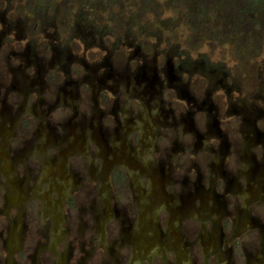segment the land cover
<instances>
[{
  "label": "rangeland",
  "instance_id": "rangeland-1",
  "mask_svg": "<svg viewBox=\"0 0 264 264\" xmlns=\"http://www.w3.org/2000/svg\"><path fill=\"white\" fill-rule=\"evenodd\" d=\"M245 1L231 0L239 5ZM198 3V0H0V166L3 168L0 169V264L5 263L7 253L13 264H56L57 256L61 257L62 264H94L93 258L98 259V263L127 264L128 248H119L114 243L116 237L111 238L115 221L104 222L107 218L104 217L103 229L99 227L105 232L103 239L97 228L92 227L93 213L100 210L101 202L95 194L98 183L89 180L87 171L88 162L97 167L99 159L89 138L79 143L77 137L87 132L89 103L95 96L102 113L101 132L109 138L112 114L132 118L140 106L139 100L132 96L133 89L159 94L158 106L165 112L161 120L176 126L178 114L183 112L181 101L187 97L202 99L203 106L213 116L215 136L198 137V145L212 154L218 139L228 138V143L222 144L224 148L219 143L220 150L224 151L217 170L221 174H214L212 186L213 193L221 195L217 198L224 201L225 210L211 212L202 219L205 225L210 217L219 219L223 231L220 248L229 249L227 264H251L257 243L252 224L264 218L263 206L257 201L247 206L251 222L246 223L241 235L231 234V227L224 230L223 220L226 217L231 220L234 208L244 204L241 198L245 192L242 190L243 177L238 170H233L242 140L238 128L240 117L251 115L252 127L264 130V36L258 40L260 47L257 49L255 43L241 41L240 44L237 38L223 30L221 0H206L202 4L207 9V17L195 10V16L189 18L188 14ZM160 46L164 50L170 48L169 67L161 52L152 54ZM178 55L183 58L181 70L177 67ZM138 64L151 82L136 74ZM212 64L227 72L225 81L230 85L227 97L221 88L206 87L207 80L214 79L206 73ZM171 77L178 78L177 88L172 87ZM102 92L107 94L104 101L99 99ZM94 106L93 102L91 116L96 115L97 122L99 110ZM191 110L189 116L194 124L191 127L202 132L204 113L199 106ZM140 115L143 116L141 120L148 122L145 109ZM67 119L73 124L71 131L67 128ZM163 123L157 125L164 134V139L157 143L158 148L169 152V147H176V138L189 141L187 134L181 136L176 130L164 128ZM134 125L139 127L141 123L132 118L124 128L130 145L136 136L131 130ZM41 131L46 133L47 140L40 153L43 162L49 159L47 163H41L35 152L36 140L45 139ZM65 132L70 138L76 136L78 144L65 152L63 168L58 171L56 142ZM244 132L248 135L247 130ZM260 144L255 143L243 157H247H244L248 164L247 178L252 177L261 185L257 177L264 171V163L257 162L262 153ZM38 147L42 149V144ZM154 153L151 151L150 155ZM248 154L254 160H249ZM144 157H148L146 152ZM206 165H197L201 173L198 182L203 186L208 182ZM197 168L193 164L170 172L166 190L179 194L183 178L189 185L195 180L194 169ZM249 168L252 175H249ZM231 176L236 178L237 186L231 182V189L224 188L223 179ZM14 178L19 181L21 192L18 198L14 194L10 200L17 203V208L3 204L7 190L4 186ZM173 178L177 183H173ZM115 184L119 185L118 181ZM68 197L72 198L69 202ZM57 202L61 211L52 207ZM112 206L109 202L111 217L124 218L122 209L119 208L116 215L113 210L111 212ZM44 212L50 214L44 215ZM125 214L128 219L129 215ZM14 216L18 219V237L13 235L14 239L7 240L9 219ZM237 218L241 220V215ZM160 226L162 229V223ZM262 227V223L259 224L260 244L264 234ZM228 237L230 243L226 241ZM185 240L191 244V253L185 263L202 264L203 258L194 238L187 235ZM159 243L153 242L142 252L143 257L150 255L149 264L163 261V256H159L160 248H156ZM260 244L254 264L260 259ZM90 251H96L97 256L88 258ZM206 255L204 253V259ZM167 257L172 262L170 252ZM209 260L213 262V255ZM132 264L146 263L140 260Z\"/></svg>",
  "mask_w": 264,
  "mask_h": 264
},
{
  "label": "flooded vegetation",
  "instance_id": "flooded-vegetation-1",
  "mask_svg": "<svg viewBox=\"0 0 264 264\" xmlns=\"http://www.w3.org/2000/svg\"><path fill=\"white\" fill-rule=\"evenodd\" d=\"M259 47L260 44H255L256 49ZM158 51L164 55V59L168 63L170 57L168 53H170V48L168 50H164V48H161L160 46V48L154 50L152 54L157 53ZM179 52L180 51L178 50L177 54H180ZM178 56L179 63H177V67L179 70H181L180 65L182 63L180 64V62H182L183 58L181 55ZM166 65L169 67V63ZM137 68L138 70L136 71V74L145 78V81L151 82L144 76L140 64L137 65ZM206 73L210 75L211 78H214L207 80L208 85H206V87L209 88V86H211L212 88H221L222 91H225L223 93L224 96H229L230 85H226V70L219 69L212 64L210 69L208 71L206 70ZM177 79L178 78L176 77H171L170 79L173 88H177L179 83ZM125 83H127V81ZM125 86L128 85L126 84ZM147 86L149 87V85ZM66 91L67 90L65 89V92ZM131 93L133 94L132 96L136 97L140 103L138 110L135 112L132 118L136 119V121H140L141 123L139 127H137V125L131 127V130H134L136 134L132 145L127 143V139L125 137L126 129H124L125 127L127 128V123H131L132 121L130 116H121L122 118H119L115 114H112V132L111 136L106 139V137L101 132L99 122L102 120V113L97 105L98 99L95 96L91 97L89 103L90 110L87 119V132L83 133L82 135L80 133V135L77 137V139L80 138L79 143L81 141L85 142L86 139L89 138L90 143L95 145V154H97L96 156L99 159V164L97 167L94 166L91 161H89L87 171L89 180L91 179L92 182L98 183V186L95 188V194L100 198L101 202L100 210L93 213L94 221L92 227L95 229L97 228L101 235L100 238L103 239L105 237L103 236L105 235V232L103 233V230L101 232L99 227L101 226L103 229L104 217H107L104 219V222L110 219L115 221V224L113 223L115 226L110 231L111 238L114 239V237H116L114 243L116 246L118 245L119 248H128L126 249L128 252L127 264H132V261L139 263L140 260H144L146 264L147 260L149 264L150 255L147 254L145 257H143L142 252H144V250L146 252L147 246H151L152 243L156 241L160 242L159 245L156 244V248H160L159 251L162 252L160 253L161 255L159 254L160 257L163 256V258H161L163 261L160 260L161 264H186L184 260H187L188 254L191 253V244L187 243L185 240L187 235H191L192 240L194 238L195 245L198 247L203 258L202 264H205V259L208 262H206V264H218V262H220L222 259L223 260L220 262V264H227V260L230 259L229 249L225 250L220 248L221 239H223V231L219 219L210 217L208 225H205L202 218L211 212L217 213L223 209L225 210L224 201L217 198L218 196L221 197V195L214 194L212 186L215 180L214 174L218 173L217 170L220 168L221 155L224 152L220 150V147L222 144L225 145V143H228V138H219V141L217 140L218 144L216 143L215 149L213 151L210 150L211 148L208 149L212 152V154L203 150V148L198 145V137L207 135L206 138L210 139L209 137L211 135L215 136L213 131V116L210 114L208 109L203 106L202 99L194 100L193 97H187L185 101H181L183 112L178 114L179 118L177 119L178 123L176 126L175 123H165L161 120L165 117V112L158 106L159 94L151 91L146 92V90L144 91L143 89L142 91H136L133 89ZM136 93L138 95H136ZM99 97V99L104 101L107 98V94L102 92L101 96ZM228 100L230 102L229 105H232V100L230 98H228ZM93 102L99 110V118L97 122H95L96 115L91 116ZM175 102L179 103L180 101L178 102L175 100ZM114 103L115 101L113 99L112 105ZM168 103L170 104L171 102ZM197 106H199V108L202 110V113H204L202 132H198L195 130V128L191 127L193 121L190 119L189 115L192 111L191 109H194ZM173 107L176 108L174 104ZM142 109L146 110V120H148V122L141 120V117H143L140 115ZM71 111V113L74 112V110ZM251 117V115H242L240 117L241 122L238 127L239 131L242 133H240L242 140L239 154H237V161L233 170H238V173L240 172L242 174V190L245 192L241 197L244 204L242 206L240 204L234 208V215L231 217V220L227 217L223 220V229L225 230L226 228L231 227V234L236 233L241 235V232L246 228V223L251 222V219L249 218L250 212L247 206L251 205L252 203H256L257 201V203H260L263 206L261 211L264 213V202H262L264 199V171L257 176L260 179L261 185L254 181L252 177L247 178L246 170L248 169V164L245 161V158L247 157L246 155H244L245 158L243 157V153L246 150L249 151V148L251 149L255 143L259 142L261 143L260 145L262 147V153L260 159L257 160V162L264 163V130L259 131L255 127H252L253 121ZM66 122L68 124L67 128L71 131L73 126L72 122H70L68 119ZM172 122H174V120ZM247 122L249 124H247ZM161 123H163L164 128L176 130V133L178 131V134L181 136L183 134H187L190 137L189 141L186 140L187 138H176V147L171 146L169 147V152H164V150H161V148L157 147L158 141H162V139H164V134H162L161 129H159V126H157ZM244 130H247L248 135H246ZM37 131L40 133L39 127H37ZM66 134L67 133L65 132V135ZM41 135H43L45 139L42 138L41 140H36L34 144L35 152L37 151L36 153L38 154L41 163H47L49 159L47 158V160L43 162L41 155V153H43L41 151H44L46 142L45 140H47L46 133L41 131ZM65 135H61V137L58 138L56 142L57 153L59 154V162L57 164L58 171L59 169L63 168L66 159L65 152L67 153L69 149H72L74 145L78 144L75 142L76 136L74 138H70ZM219 143H221V145ZM39 144H42V149L38 147ZM224 147L225 146H223V148ZM151 151L156 153H154L156 158L154 157V154L153 156L150 155ZM145 152L147 153L148 157H144ZM248 157L249 160H254L252 155L248 154ZM153 159H155L154 162ZM52 160L54 161V159ZM241 161L243 164L242 169ZM193 164L195 165V168H197V165L204 166L207 164V186H203L198 182L200 180L199 177L201 176V173L199 172V168H197L194 169L196 172L195 180L191 181L189 185L183 178L179 194L177 193L174 195L168 192L166 190V182L167 178H169V173H172V171L177 172V170H182L183 168H187V165L191 166ZM6 166H9L8 163H6ZM0 169L3 168L0 166ZM218 174H221V172ZM233 175L236 177L237 174L234 173ZM249 175H252V170L250 168ZM234 177L231 176L230 178L223 179L224 188L228 187L231 189L232 187H229L231 182L234 186L237 184L235 180L236 178ZM172 180L174 184L177 183L175 178ZM116 181H118L119 185L115 184ZM18 187L19 181H16L15 178L8 180V185L4 186V188L7 189L5 192L6 194L3 196L4 206H9L10 204L15 207L17 206V203L10 200V198L14 194H16V197L18 198V194L21 192ZM71 199L72 198L68 197V202L71 201ZM109 202L113 204L111 212L113 210V214L117 215V211L122 209L121 215L124 218L111 217L112 215L107 207L109 206ZM14 203L16 205H14ZM52 207L61 211V207L58 202L55 204L53 203ZM242 210H244L245 213H241ZM256 210H258V208ZM125 213L129 215L128 219ZM255 213L258 215L257 212ZM46 214L50 213L44 212V215ZM239 215H241V220L240 218H237ZM108 216H110V218ZM9 221L10 222L8 226L6 225L8 229V235L11 224H15L16 227L18 224V219L15 217L14 219H9ZM123 222L126 223L123 224ZM161 223L163 227L162 229L160 226ZM261 223L263 225L262 229L264 233V218L262 220L259 219L256 225L252 224V226H255L254 230L256 231L257 243L255 245L256 252L254 255H252L251 264L255 263V257L259 255V224ZM15 233L17 232L15 231ZM231 234L229 235L231 236ZM17 236L18 235L16 234L15 238H17ZM229 237L226 239V241H229L230 243L231 240H229ZM262 237L263 238L260 244V259L258 260V264H264V234ZM238 242L241 246V236L240 239H238ZM10 251L11 250L8 252L10 253ZM95 252L96 251L88 252L87 257L93 258L97 256ZM167 252H170L173 258L172 262L168 261ZM204 253H207L205 259ZM210 255H213V262H210L209 260ZM5 259L6 260L4 264H13L8 253ZM56 259V264H62L61 257L57 256ZM93 259L95 262L98 261V259L96 261V258ZM95 262L94 264L98 263ZM247 264H249V262H247Z\"/></svg>",
  "mask_w": 264,
  "mask_h": 264
},
{
  "label": "trees",
  "instance_id": "trees-1",
  "mask_svg": "<svg viewBox=\"0 0 264 264\" xmlns=\"http://www.w3.org/2000/svg\"><path fill=\"white\" fill-rule=\"evenodd\" d=\"M198 2L194 12H188L189 18L194 17L196 11L202 12V16L207 17V9L202 5L206 0H198ZM221 3L223 12L220 20L223 30H227L229 36L237 38L240 44L241 41L259 44L258 40L264 36V0L260 2L247 0L241 2V5L231 0H221Z\"/></svg>",
  "mask_w": 264,
  "mask_h": 264
},
{
  "label": "bare ground",
  "instance_id": "bare-ground-1",
  "mask_svg": "<svg viewBox=\"0 0 264 264\" xmlns=\"http://www.w3.org/2000/svg\"><path fill=\"white\" fill-rule=\"evenodd\" d=\"M96 134V133H95ZM133 165V164H132ZM154 197V196H153ZM152 201V200H151ZM15 224H11V226H10V229H9V235H8V237H7V240H9V239H12L13 238V235H14V238H15V236H16V234L17 233H15ZM142 232V231H141ZM18 237V236H17ZM13 238V239H14ZM147 240V239H146Z\"/></svg>",
  "mask_w": 264,
  "mask_h": 264
}]
</instances>
